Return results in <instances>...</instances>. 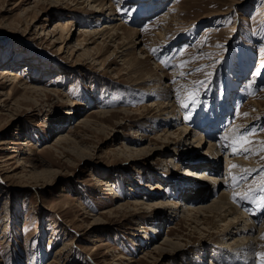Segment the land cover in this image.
Wrapping results in <instances>:
<instances>
[{"label":"rangeland","instance_id":"374dc122","mask_svg":"<svg viewBox=\"0 0 264 264\" xmlns=\"http://www.w3.org/2000/svg\"><path fill=\"white\" fill-rule=\"evenodd\" d=\"M153 1L0 0V264L210 263L221 227L208 229L209 216L194 223L167 209L153 215L162 224L148 239L152 215L136 201L174 202L185 169L163 138L168 126L121 111L153 114L146 105L164 99L150 96L151 85L177 96L172 114L180 108L189 130L204 137L198 151L214 140L194 122L208 130L215 111L224 133L252 120L232 149L240 157L246 147V158L253 149L260 166L231 185L246 191L232 203L261 236L252 256L264 264V0ZM98 4L101 12L90 10ZM103 23L119 27L128 65L118 57L123 48L82 33ZM174 64L181 75H172ZM147 74L153 83L140 82ZM107 109L114 112L96 113ZM144 146L160 148L139 159L126 150Z\"/></svg>","mask_w":264,"mask_h":264},{"label":"bare ground","instance_id":"6f19581e","mask_svg":"<svg viewBox=\"0 0 264 264\" xmlns=\"http://www.w3.org/2000/svg\"><path fill=\"white\" fill-rule=\"evenodd\" d=\"M83 1L87 3L92 2L94 4L97 0H83ZM156 2L157 1L154 0L151 4L154 5ZM90 10L94 12H101L103 10V5H99V4L95 6L92 5ZM68 24H70V22L67 21L64 24V26L66 27ZM60 25L61 23L55 25L56 27L55 30H53V32L56 31L58 28H60ZM102 25L103 26L98 28V30H94L92 32H90L89 29L84 28L82 33L85 35L88 33V35L95 36L96 38L102 37V41H101L102 44L105 45L114 44L118 49L123 48L120 51H118L119 55L117 52L116 53L118 57L122 59L123 63L125 65H128V63H126L127 59L125 60L124 58L125 53L123 52L126 50V47L124 48L126 41L119 36L120 33L119 27L117 28V26L112 25L111 23L109 24L103 23ZM52 38H54V36H52ZM75 43L76 46L81 45V41L79 40H76ZM137 43H141V41ZM141 53L143 52L141 51ZM157 63L158 62L155 63L156 70L157 69L162 70L161 68L162 66H160L159 63L158 64ZM174 66L176 65L174 64ZM5 74H7L6 70L3 71L2 75ZM147 75L145 76L144 79L142 78L143 80L141 79L140 82L144 83L147 81V79L148 81L149 79H151L150 82H152L153 81L152 79L154 78H150V77H152L153 75L151 74H147ZM172 75L174 76L181 75L180 68L177 67V69L175 70L174 73H172ZM12 76H14V79L19 77L14 74H12ZM154 87H155L154 85H151L149 86V88L147 87L148 89H146V91H148L150 96H152L153 98L159 97L164 100L160 102L159 101L155 102L157 100L156 98V100L149 101V103L146 106H148L149 108L152 107L148 111H150L151 109L155 110L153 114H150V116L145 117V115L142 114L143 112L141 113L139 111L140 108L138 107L129 108V109L125 108L121 111H123L124 113H127V111H129L132 112V114H139L140 117H142L141 119L147 118V120L150 121L151 124L149 125L150 127H152L153 124L154 125L158 124L159 122H162V125H164V127L168 126L169 127L168 130L164 128L163 138L167 140V144L172 143L173 149L177 151L176 153H174V157L178 161H180L179 159H181L180 162L182 163V165H185L184 167L185 169L182 172L183 173L182 179L180 181V185L181 184L183 185L184 189L183 188L182 189L184 191L181 192L180 191L181 187H179L178 190L180 191V193L176 194L179 197L175 199L174 202L171 203L165 201V199L164 201H161L156 197L153 198V200L150 203H144L141 200L136 201L138 202V204H144V206H148V208L150 209L149 214L152 215L151 220H147L148 223L147 227L150 230V233H152V236L150 234V236H148V239H152V237L153 239L155 238L154 235L156 233H159L158 229L162 224L160 222L154 223L156 221L153 215L157 216L158 218H161L163 214L167 212V209H170L171 210L170 212L173 213L174 215H178V212H181L185 219L191 220L194 223H199L203 219V217L201 216H209L213 220L211 219L212 223H208L211 224L207 226L208 229L212 230L217 228V226L221 227L219 231L217 230L220 238L215 242L216 245H214V247L210 251V253L213 255V258L210 259L209 264H254L252 251H254L255 248L261 244L259 243L261 240V236L254 235L256 227L254 226L253 221L249 220L248 216L245 215V213L241 212L240 209L232 203V200L235 202L237 197L239 198V196H242V194L246 193V191L243 190V188L233 191L231 188V185H233L235 181H237L238 179L240 180V178H242L241 180H243V178L244 179L247 178L246 175L248 173H250L254 169H257V167L260 166V164H258L256 159L253 158V149L251 150L250 153L251 155L247 156V158L245 156L247 151H244L246 147H241L239 149V152L241 151L240 157H238L237 154H235V151L237 152L236 148L232 149L234 146L237 147L238 144L240 143L238 142L237 144L236 139L237 138L239 139L237 132L243 129V127L245 126L246 127L250 126L252 120L249 119L247 122H245V124H243L239 128L236 126L229 127L228 129H226V131H224V133H219L220 132L219 128H221L219 122L220 117H218L219 115L217 116L215 111L212 113L213 119H211V121L209 120L207 121L212 126L208 128V130L205 129V125H207V123L196 124L194 122L195 125L200 127V129L203 128L202 130L207 132L210 138L214 140V142L207 143L204 152L198 151V147H200V144L202 143L205 144L204 137L197 130L194 131L189 130L190 128L187 125L186 120L183 118L184 112L182 113L180 108H179L180 113L179 115H177V117H174L172 114L174 106H176L175 103L176 102L178 103V101H176L177 96L173 94L172 91H170L169 89H164L163 91H159L157 88ZM149 94H147L146 92L147 97H149ZM143 96L141 95V97ZM225 107L226 110H229L228 106L225 105ZM112 112H114V110L107 109V110H98L96 113L100 117H106L108 113H112ZM181 114L183 115L181 116ZM109 116H111V114ZM181 120L183 121L180 122ZM175 122H177L178 126L180 125L181 126L179 127V131L177 130L178 133L175 134L174 136V132L169 131V129L173 127V124ZM85 123L87 124V121ZM134 146H140V143L135 144ZM164 147L165 148L163 151H166L167 146L165 145ZM193 147L195 149H193ZM159 148L160 147L150 149L148 146L146 147L144 146L140 148L136 147L133 148L132 150L126 148V150L130 152L129 156L139 159L138 157L140 155L148 156L151 153H153L152 151H154L155 149L158 150ZM247 149L249 150V148ZM183 150L186 151V154L184 155L185 158L182 154V152H184ZM221 151H224V156L220 155ZM243 154H245L244 155L245 157L244 156L242 157ZM177 155H181L183 157L181 156L178 157ZM174 157H173V153L172 155L170 154V161H172ZM222 157H224L225 159L224 160L225 164L223 167H221L220 165ZM234 165L236 167H233ZM205 181L208 182V184L205 183ZM151 186L150 188H153ZM108 190L111 193L115 192V190L112 189L110 185ZM207 195H211L214 198L213 200H211L210 203L204 202V198L207 197ZM150 196L151 195H148V199H151ZM173 196H175V193L173 194ZM247 199L248 198H246V200ZM184 200H186L185 202L189 205H186ZM191 200L192 201L198 200V201L195 202L193 206H190ZM238 204H240V206L246 205V203L244 202L241 203L239 202ZM259 207H264V203H261ZM179 208L180 211L178 210ZM151 223H153L154 225ZM217 223L219 224L222 223V224L218 225ZM149 225L152 226V228L149 227ZM260 226L263 229L264 222ZM260 226L257 227L258 230H260ZM163 242L164 244L170 245L172 250L174 251L176 250L175 252H178L181 249L180 244L171 242L167 237L164 239ZM156 249L161 250L163 249V247L158 246L156 247ZM200 261H202L201 258L195 262L199 263Z\"/></svg>","mask_w":264,"mask_h":264},{"label":"snow or ice","instance_id":"6c2138e0","mask_svg":"<svg viewBox=\"0 0 264 264\" xmlns=\"http://www.w3.org/2000/svg\"><path fill=\"white\" fill-rule=\"evenodd\" d=\"M184 107H187V105H183ZM233 167H236L235 165Z\"/></svg>","mask_w":264,"mask_h":264}]
</instances>
